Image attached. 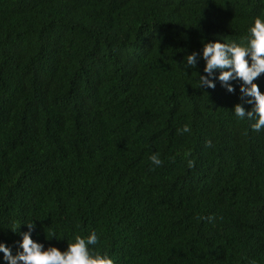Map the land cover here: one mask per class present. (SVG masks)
Here are the masks:
<instances>
[{
	"label": "trees",
	"instance_id": "trees-1",
	"mask_svg": "<svg viewBox=\"0 0 264 264\" xmlns=\"http://www.w3.org/2000/svg\"><path fill=\"white\" fill-rule=\"evenodd\" d=\"M258 16L264 0H0V243L15 255L33 223L45 249L95 231L115 264H264V129L234 113L253 107L241 81L199 87L203 43Z\"/></svg>",
	"mask_w": 264,
	"mask_h": 264
},
{
	"label": "clouds",
	"instance_id": "clouds-1",
	"mask_svg": "<svg viewBox=\"0 0 264 264\" xmlns=\"http://www.w3.org/2000/svg\"><path fill=\"white\" fill-rule=\"evenodd\" d=\"M200 53L193 51L186 57V68H196ZM202 58L205 61L204 73L199 75L200 88H215V79L228 92H234L235 88L230 83L234 80L241 81L240 92L243 97H249L245 103L253 105L252 109L246 111L242 104L234 105V113L240 119L247 118L255 120L251 129L260 132L264 129V92L255 81L264 74V18L255 17L254 23L249 29L248 35L243 41L237 43L222 42L219 39L203 43ZM218 72V76L216 73ZM188 125L178 129L181 134L189 132ZM211 147L212 142H206ZM149 159L155 166H160L163 161L158 153L152 154ZM194 162L189 161V167ZM205 219L211 221L213 217ZM28 231L23 232L22 240L19 242V249L15 255L5 243H0V253L7 264H115L113 258L107 252L95 251L90 246L98 243V236L95 231L86 238L77 235L74 242H68L67 249L61 251L55 246L45 249L42 243L32 238V231L35 228L33 223L27 224Z\"/></svg>",
	"mask_w": 264,
	"mask_h": 264
}]
</instances>
